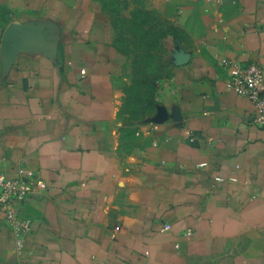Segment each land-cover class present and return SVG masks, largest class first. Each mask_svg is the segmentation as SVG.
Masks as SVG:
<instances>
[{"label":"crops","instance_id":"1","mask_svg":"<svg viewBox=\"0 0 264 264\" xmlns=\"http://www.w3.org/2000/svg\"><path fill=\"white\" fill-rule=\"evenodd\" d=\"M132 1L173 28L149 98L104 0H0V170L47 184L0 264H264V131L218 61L264 74V0Z\"/></svg>","mask_w":264,"mask_h":264},{"label":"rangeland","instance_id":"2","mask_svg":"<svg viewBox=\"0 0 264 264\" xmlns=\"http://www.w3.org/2000/svg\"><path fill=\"white\" fill-rule=\"evenodd\" d=\"M104 6L112 41L128 58L130 90L143 91L147 98L151 97L149 84L157 85L170 74L165 38L166 32L173 28L132 0H104ZM134 104L139 105V100Z\"/></svg>","mask_w":264,"mask_h":264},{"label":"built area","instance_id":"3","mask_svg":"<svg viewBox=\"0 0 264 264\" xmlns=\"http://www.w3.org/2000/svg\"><path fill=\"white\" fill-rule=\"evenodd\" d=\"M218 61L226 75V90L252 103L256 110L254 122L264 131V74L261 64L255 60L241 63L227 57H220ZM46 188L44 180L29 173L26 177L10 178L0 170V208L12 226L19 246L31 229V219L22 215L15 204L24 202Z\"/></svg>","mask_w":264,"mask_h":264},{"label":"trees","instance_id":"4","mask_svg":"<svg viewBox=\"0 0 264 264\" xmlns=\"http://www.w3.org/2000/svg\"><path fill=\"white\" fill-rule=\"evenodd\" d=\"M171 32H173V29H170L169 31H167L166 34H169V33H171ZM154 85H155L154 82L151 83V84H149V88L151 87V89H148V90H149L150 92L153 91ZM147 86H148V85H147Z\"/></svg>","mask_w":264,"mask_h":264}]
</instances>
